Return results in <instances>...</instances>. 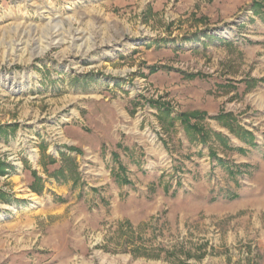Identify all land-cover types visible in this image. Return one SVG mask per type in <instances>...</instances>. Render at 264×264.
<instances>
[{"label":"rangeland","instance_id":"374dc122","mask_svg":"<svg viewBox=\"0 0 264 264\" xmlns=\"http://www.w3.org/2000/svg\"><path fill=\"white\" fill-rule=\"evenodd\" d=\"M0 162V264H264V0H0Z\"/></svg>","mask_w":264,"mask_h":264},{"label":"trees","instance_id":"16d2710c","mask_svg":"<svg viewBox=\"0 0 264 264\" xmlns=\"http://www.w3.org/2000/svg\"><path fill=\"white\" fill-rule=\"evenodd\" d=\"M158 112L160 114L165 115V117L161 118L159 117V121L162 123V126L170 127L173 124V121L175 118L180 120V123L183 126V129L185 133L196 140H198L201 143H207L210 139V135L213 134L214 136H219L220 134L215 133L209 129H206L203 120H204V114L199 111H192L188 113H180L178 117H171L170 116V110L167 108L166 105L164 107H158ZM159 114V115H160ZM158 115V116H159ZM215 119L225 128H227L230 132H233L237 135H240L242 132V128L235 122V117L231 113H219L216 115ZM166 123H164L165 121ZM54 161V159H52ZM4 163L0 162V173H3L5 171ZM34 181L36 183L31 184V189L33 191L39 192L41 190L40 185V178L32 172ZM5 195L4 193H0V197L3 198Z\"/></svg>","mask_w":264,"mask_h":264}]
</instances>
